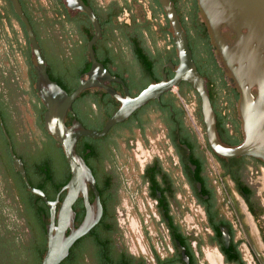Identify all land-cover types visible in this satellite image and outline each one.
Segmentation results:
<instances>
[{"label":"flooded vegetation","instance_id":"1","mask_svg":"<svg viewBox=\"0 0 264 264\" xmlns=\"http://www.w3.org/2000/svg\"><path fill=\"white\" fill-rule=\"evenodd\" d=\"M18 1L23 13L25 14L27 11L32 19L31 27L42 53L43 45L38 29L44 28L42 23L47 18L45 6L38 2L36 4V0ZM82 1L91 8L100 25L101 36L94 44L97 61L101 62L99 58H107L109 52L115 53L114 57L110 58L112 62L110 68H105L112 75L122 79L130 96H135L148 84L153 83V78L159 77L156 82L159 81L162 73L166 75V79L173 76L174 68L177 66L173 44L161 47L155 44L156 46L150 49L145 43L147 40L152 41V38L146 31L142 32L141 45L149 53L151 66H154L152 71L147 72L141 67V64L136 62L130 50L132 63L125 66L126 60L123 58L124 54L121 57L120 48L114 46L113 40H106L112 36L111 31L114 34L119 33L116 25L132 23L133 16L126 18L124 12L131 11L130 5L134 2L141 3V0ZM171 1L185 32L192 60L197 71L204 78L215 115L217 138L224 146L238 145L244 137L238 112V87L212 39L205 17L198 21V16L195 14H191L189 17L183 15L184 6L189 7L190 10L199 8L197 0ZM148 3L151 7L150 14L155 17L153 12L159 7L155 0H149ZM49 4L51 6L48 9L52 15L48 17L58 21L54 23L53 27H56L59 33L55 39H51V42L60 45L63 52L67 48L72 50L71 66H87V64L90 66L87 41L93 34V28L89 18L82 11L69 10L64 0H51ZM13 13L10 0H0V24L5 22L11 24V21L14 20L21 27V22L17 21ZM162 15L164 16V14ZM66 18L69 22L63 24L62 21ZM135 22L140 23L137 18H135ZM130 28L133 30L135 26L132 24ZM36 32L38 36H36ZM221 34L227 42H231L234 38V35L224 26L221 28ZM24 36H26L25 32ZM84 45H86L85 49ZM169 63L173 68L169 67ZM86 71L79 74L78 80L80 76L85 75ZM106 84L123 95L121 85L108 82ZM187 87L191 88L187 82L182 81L176 87L177 95L173 94L171 90L162 94L158 99L150 100L135 110L124 122L113 126L109 130L107 139L97 146V155H102V179L107 183L109 180L112 182L111 190L104 197L106 210L109 208L106 221L114 223L115 229L111 232V239L120 255L122 264H198V253L203 246L214 248L220 259L227 264H244L243 249L248 252L250 250L251 254L256 257L249 243V228L245 222L246 216L249 217V214L254 216L256 208L252 190L244 181V176L249 170V164L264 166V163L251 156L225 159L216 155L206 140L197 95L195 107H193L190 103L187 105L184 102L185 94H179ZM87 90H89L87 95L83 99L77 98L72 104V110L67 113L72 115V118L75 116V112L81 111L99 115L100 118L107 115L109 117L120 105L103 89L91 88ZM254 91L255 89H253L255 94ZM32 95L35 98L32 103L37 111L38 125L44 134H48L42 121L44 105L37 97L34 86ZM0 117L2 120L1 112ZM5 118L6 122L4 123L3 120L2 122L16 154L15 120L9 111L5 113ZM150 125L157 128L156 130L161 134L164 142L155 144L150 147V150L146 148L137 156L134 155L136 161L135 189L141 201L142 216H146V219L143 222L139 220V228L135 232L139 234L140 239H138L137 247L135 245L131 247L130 228L133 220H129L128 216H125V219L122 218L119 222L117 215L114 214L115 211L117 212L114 164L118 159V144L122 138L120 134L123 131L129 135L137 133L140 138H143L144 132ZM200 129L203 131L202 133L199 132ZM3 142L7 147V142L0 129V146ZM3 155L4 152L0 148V159ZM21 161L24 165L22 159ZM12 167L14 168L13 165ZM88 193L89 200L92 201L93 196L90 189ZM238 197L242 201L243 208L237 204ZM189 211L194 212L197 217L195 229H193L194 226L190 229L182 223L183 216ZM103 212L104 208L102 207V215ZM116 235L118 236L117 240ZM183 249L187 261L183 259ZM207 258L209 259L208 256Z\"/></svg>","mask_w":264,"mask_h":264},{"label":"water","instance_id":"2","mask_svg":"<svg viewBox=\"0 0 264 264\" xmlns=\"http://www.w3.org/2000/svg\"><path fill=\"white\" fill-rule=\"evenodd\" d=\"M64 2L69 10L84 12L93 28V34L87 41L89 69L84 76L79 77L77 86L70 93L50 79L28 18L23 13L19 1L10 0L12 9L23 26L31 51L33 86L44 105L43 127L60 144L69 168L67 182L61 186L55 198L49 200L43 191L30 185L23 163L14 153L0 117V129L7 142L12 165L26 189L37 195L48 210V221L44 225L46 248L40 264H60L68 256L72 245L87 235L102 216L99 192L91 169L75 150L78 139H97L106 135L113 126L124 122L135 110L178 87L182 81L189 84L199 99L205 136L211 150L225 159L251 156L264 163V0H197L199 9L209 25L212 39L239 90L238 112L244 137L241 143L231 147L224 146L217 138L215 115L204 78L192 60L185 32L171 0L157 2L171 29V42L176 51L177 66L170 79H166V75L162 73L159 81L148 84L135 96L129 95L121 78L112 75L97 61L93 46L101 36V29L91 8L82 0ZM222 26L234 35L231 42H227L222 36ZM169 67L173 68L171 63ZM107 82L121 85L123 95L107 85ZM91 88L103 89L117 100L120 103L117 110L105 120L99 130L85 128L76 118H72L69 125H66L65 117L72 110V104L84 90ZM89 189L92 192V201L89 200ZM62 193L64 195L60 200ZM79 197L84 213L80 223L75 226L76 215L72 207ZM44 219L45 216L42 215V220ZM249 243L260 263L264 264L250 238ZM183 259L187 261L184 249Z\"/></svg>","mask_w":264,"mask_h":264},{"label":"rangeland","instance_id":"3","mask_svg":"<svg viewBox=\"0 0 264 264\" xmlns=\"http://www.w3.org/2000/svg\"><path fill=\"white\" fill-rule=\"evenodd\" d=\"M51 0H36L43 6H45V13L47 16L52 15L50 9ZM107 1V0H102ZM149 0H141V3L134 2L130 5L131 11H125V17L133 16L140 22L142 20H148L152 24L154 33L152 35V41L147 40L145 45L153 49L156 45L158 47L171 45V29L167 28L164 16L156 10L155 17L150 14ZM191 14H195L197 20L203 19L204 15L201 10L192 9L184 6L183 15L189 17ZM43 29V30H42ZM161 30H165V36L161 37ZM170 32V33H169ZM40 41L45 49V43L47 40L55 39L56 35H59L58 29L53 28H39L38 29ZM156 44V45H155ZM115 47L120 48L124 54L126 60L125 66H129L131 62V55L129 48L121 42L114 44ZM86 45H84L85 49ZM28 45L24 37L21 27L14 21L11 24L8 22L0 24V100L3 102L4 108L11 112L13 120H15V131L17 132L16 138V151L22 155L23 158L30 164L29 152H34L36 149H41L42 145L47 140L46 134L42 132L38 125V115L34 107L33 84L30 76V66H32V57L27 54ZM47 53V52H46ZM72 50L67 48L62 53H58V59L62 61L66 66H71ZM86 55V54H85ZM49 61H52L49 53L46 54ZM33 68V67H32ZM34 71V70H33ZM173 94L177 95L176 88L172 90ZM180 95L185 94L184 102L195 107L196 93L191 88H184L183 92H179ZM223 110V108H222ZM221 110V111H222ZM154 125L144 132V137L135 133L129 135L123 131L121 135L120 144H118L119 153L118 159L114 164V182L117 188V215L119 222L125 216H128L129 220H133L131 224V247L134 245L137 247L139 234L136 233L138 229L139 220L143 222L146 216H142L141 201L135 189V168L136 161L134 155H139L146 148L150 150L157 143L164 142L161 134L156 130ZM199 132H203L201 129ZM135 135V136H134ZM21 140V141H19ZM146 145V146H143ZM244 181L251 188L253 193V202L257 218L255 216L245 217V222L248 224L249 237L251 238L256 251L264 261V166L249 164V170L244 176ZM11 180L10 167L5 165L3 160L0 159V236H3L10 240L13 245H18L21 241H26L30 237V233L26 227V220L17 205V197L13 189ZM237 204L240 208H243L242 201L237 198ZM122 215L119 216V214ZM141 218H138V217ZM182 218V223L188 226V228L195 229L197 223L194 212L185 214ZM160 228V226L157 225ZM196 231V230H194ZM117 235L115 236L117 240ZM12 245V244H11ZM83 264H93V259L88 255ZM209 257V259L206 257ZM242 256L244 264H261L255 256H253L249 250L243 249ZM198 264H227L223 262L214 248H208L203 246L198 253Z\"/></svg>","mask_w":264,"mask_h":264},{"label":"trees","instance_id":"4","mask_svg":"<svg viewBox=\"0 0 264 264\" xmlns=\"http://www.w3.org/2000/svg\"><path fill=\"white\" fill-rule=\"evenodd\" d=\"M155 3L159 7L158 11L164 14L156 0ZM25 14L32 26L33 22L30 15L27 11ZM156 14L157 12L154 11L153 15L155 16ZM13 16L20 23L14 13ZM165 21L167 25L166 27L169 28L170 26L166 18ZM57 22L58 21L56 19H51L47 16L42 25L44 29H48L52 28L54 23ZM67 22H69L68 18L62 21L63 24ZM132 24L135 26L133 30L130 28ZM116 27L118 28L119 33L114 34L111 31L112 36L110 39L106 38V40H113L114 44L121 42L126 45L134 55L136 62L141 64V67L145 71H152L154 66H151L149 53H147L141 45L142 32L146 31L149 36L152 37L154 33V30H152V24L148 20H142V22L136 23L135 17H133L130 25H116ZM21 29L24 34L22 24ZM165 34V30H161L160 36L164 37ZM36 36H38L37 32ZM24 37L26 39V36ZM170 43L172 44L171 41ZM44 46L45 49L42 48L41 54L46 64L47 73L50 79L55 81L61 88L70 93L77 84L79 74L85 72L89 68L88 64L87 66H66L58 59V53L63 52L60 49V45L56 42H51V40H47V43H45ZM93 50L96 51L95 45L93 46ZM46 52L49 53L52 61L48 60ZM120 53L123 52L121 51ZM27 54L29 57H32L29 48H27ZM108 55L109 56L104 59H100L98 55V58L101 60L104 67L110 68V64L112 63L110 58L114 57L115 53L109 52ZM118 74L120 73L118 72ZM30 76L31 80L34 81V71L32 66H30ZM158 79L159 77H156L152 80L153 82H156ZM88 91L89 90H84L78 96V99H83L87 95ZM0 112L3 118L2 120L5 123V113L7 110L4 108L2 100H0ZM67 115L65 123L66 125H69L72 115ZM107 116L100 118L99 115H92L88 111H81L75 112V116L73 118H76L85 128L99 130L108 118ZM8 132L11 136L9 129ZM108 133L97 139L80 137L76 143V152L84 159L87 166L91 169L94 179L96 180V189L99 192L104 212L100 221L91 229V231L87 235L79 238L72 245L68 256L60 264H83L85 258L89 257L88 255H90L93 259V264H122L120 255L111 239V232L115 229L114 223L106 221L109 208L106 210L104 197L106 196V193H109L111 190L112 182L109 180L107 183L102 179V155H97V146L101 145L107 139ZM46 136L47 140L42 145L41 149L29 152V158L32 160L30 164L23 158L22 155L18 154L17 151L16 155L24 162L23 166L30 185L43 191L49 200H53L61 186L67 182L69 178V168L65 161L60 144L49 134H46ZM0 148L4 152L1 160L3 159L6 167H10L12 185L15 191V196L17 197V205L26 220V227L30 233V237H28L26 241L19 242L17 246H15L16 244L13 245V243L7 238L0 236V264H40L46 248L44 225L48 221V210L43 201L37 195L26 189L18 172L12 167L6 143L3 142ZM63 195L64 193L60 195V200ZM72 208L76 215L74 224L77 226L83 216V206L80 198L75 201ZM42 215L45 216L44 220H42ZM254 216L257 218L256 212H254Z\"/></svg>","mask_w":264,"mask_h":264},{"label":"bare ground","instance_id":"5","mask_svg":"<svg viewBox=\"0 0 264 264\" xmlns=\"http://www.w3.org/2000/svg\"><path fill=\"white\" fill-rule=\"evenodd\" d=\"M175 89V88H174Z\"/></svg>","mask_w":264,"mask_h":264}]
</instances>
